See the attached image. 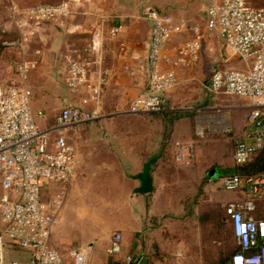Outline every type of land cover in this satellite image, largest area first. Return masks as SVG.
Listing matches in <instances>:
<instances>
[{"label":"crops","instance_id":"obj_1","mask_svg":"<svg viewBox=\"0 0 264 264\" xmlns=\"http://www.w3.org/2000/svg\"><path fill=\"white\" fill-rule=\"evenodd\" d=\"M62 1L69 5L67 15L33 25L28 40L22 46L17 45L19 35L11 19L12 8L22 10L31 5ZM205 2L0 0V83L18 84L15 64L30 61L33 67L26 85L31 91L32 110L43 112L42 116H36L39 126L52 125L55 115L65 106L96 110L100 114L97 120L63 131L77 151L74 177L67 186L51 236L52 245L66 255L64 264H74L69 252L79 248L87 250V264H201V235L194 227L186 225L193 223L190 219L193 215H185V205L179 201L185 196L184 189L179 188V179L176 192L171 193L172 170L168 166L169 162L179 164L174 160L177 144H188L192 139V121L182 112L184 108L178 106L182 95L186 94L190 68H178L176 85L164 94L163 112L179 115L169 135L165 133L162 114H134L129 111V104L146 86L151 26L142 17L143 10L155 8L170 14L175 21L184 18L193 22ZM113 27L118 29L115 34L111 31ZM186 37V33L174 35L168 45L170 50ZM68 55L87 64L89 83L100 87L96 102L90 100L87 86L76 89L68 86ZM237 60L235 68H241L242 63ZM245 98L249 102L228 107L229 128L238 138L246 127L249 111L256 104L255 100ZM180 110L182 114L177 113ZM121 127H127L129 133H122ZM138 128L140 131L145 128V132L137 133ZM225 161L222 168L235 165L233 149ZM212 169L214 172L209 175ZM222 172L213 167L205 176L201 170L197 174L199 188L207 191L209 201L222 198L225 205L245 198L244 186L237 191H227L220 186ZM87 180H90L91 190H113L115 196L110 205L119 208L107 224L106 233L98 238L96 222L90 235V222L86 218V207L91 203L82 192ZM217 185L222 188L220 194L215 191ZM53 192L54 188H45L43 197L48 198ZM261 214L264 215V210L256 204L253 215L258 218ZM111 230L122 234L120 255L109 253ZM126 255L132 257L130 262L124 259ZM186 256H191L188 262ZM30 257V252L17 244L7 245V261H27Z\"/></svg>","mask_w":264,"mask_h":264},{"label":"built area","instance_id":"obj_2","mask_svg":"<svg viewBox=\"0 0 264 264\" xmlns=\"http://www.w3.org/2000/svg\"><path fill=\"white\" fill-rule=\"evenodd\" d=\"M192 1V0H187ZM205 27L214 32L223 46L242 63L241 68L216 67L212 70L207 89L216 95H237L256 101L247 115L246 127L235 141V165L246 163L264 142V6L252 7L247 0H206ZM67 2L37 4L22 10L12 8L11 19L18 32L16 43L22 46L33 33L32 26L65 16ZM142 17L151 26L147 53L146 86L129 104L134 114L159 113L165 110V92L177 83V69L197 62L204 33L196 24L157 10L146 8ZM115 34L118 29L112 28ZM187 34L172 50L168 47L174 35ZM66 82L71 89L82 85L96 102L100 87L89 83L87 64L66 56ZM227 61L230 58L226 59ZM33 64H15L19 83H0V264H64V254L51 243L53 228L63 206L67 186L76 168L75 147L66 139L64 129L97 120L96 110L62 107L54 123L41 127L36 116L42 111L32 110L31 91L26 85ZM195 159L190 144H177L175 162L189 165ZM220 186L227 191L245 187L246 196L224 205V213L231 226L238 249L229 264H264V218L253 212L256 200L264 198V173L242 176L224 174ZM54 188L44 198L45 188ZM10 243L28 250L27 261H7L6 248ZM109 253H122V234L110 236ZM85 248L72 249L69 255L74 264H87ZM124 259L132 260L130 255Z\"/></svg>","mask_w":264,"mask_h":264},{"label":"rangeland","instance_id":"obj_3","mask_svg":"<svg viewBox=\"0 0 264 264\" xmlns=\"http://www.w3.org/2000/svg\"><path fill=\"white\" fill-rule=\"evenodd\" d=\"M63 2V1H62ZM252 7L264 6V0H247ZM203 12V13H202ZM195 20L189 21L198 24L204 33L202 47L196 63L185 66L190 68V76L187 81L186 94L179 101L178 106L183 107V113L188 114L192 121V139L188 144H192L196 153L194 161L190 165H179L169 162L172 175V192H176L178 179L181 182L179 187L184 189L185 196L180 199V203L185 205V215L191 216L193 223H186L195 228L201 235V264H229L230 257L236 249V242L233 239L231 226L224 213V199L209 201V196L204 188H199L198 172L207 175L210 168H217L227 174V169L222 168L230 155V150L234 149L235 141L238 139L229 128L228 107L240 105L248 101L245 97L237 95L214 96L207 89V82L211 72L216 67H237L238 60L231 54V51L222 45L214 32L205 27V10H198L194 15ZM230 58L228 62H225ZM185 90H182L183 92ZM182 94V93H181ZM249 102V101H248ZM177 113H181L177 112ZM182 114V113H181ZM139 127V126H138ZM127 127H121L122 133H129ZM145 128L137 133H144ZM186 143V142H185ZM205 179V177H203ZM90 180H87L83 196L88 200L90 206L86 207V218L90 222V235L94 232L91 228L96 222V237L106 233V226L115 217L119 208L110 205L115 196L113 190L89 189ZM96 187V184L93 185ZM215 191L220 194L222 188L215 187ZM101 205H93L96 203ZM103 203H105L103 205ZM259 208L264 210V198L256 202ZM187 226L185 229H188ZM115 230H111L109 235ZM64 258L66 255L64 254ZM191 256H186V262Z\"/></svg>","mask_w":264,"mask_h":264},{"label":"trees","instance_id":"obj_4","mask_svg":"<svg viewBox=\"0 0 264 264\" xmlns=\"http://www.w3.org/2000/svg\"><path fill=\"white\" fill-rule=\"evenodd\" d=\"M164 116L165 119V133L167 135L170 134L172 129V124L174 120H176L179 115L174 114L172 112H159ZM227 174H234L238 173L242 176H251V175H258L264 173V142L260 149H258L251 158L241 165H236L230 169H227ZM259 200H256V202ZM258 218H264V215L261 214ZM238 249V246H236L235 251ZM234 251V252H235Z\"/></svg>","mask_w":264,"mask_h":264},{"label":"water","instance_id":"obj_5","mask_svg":"<svg viewBox=\"0 0 264 264\" xmlns=\"http://www.w3.org/2000/svg\"><path fill=\"white\" fill-rule=\"evenodd\" d=\"M213 172H214V170L212 169V170L209 172V175H211Z\"/></svg>","mask_w":264,"mask_h":264}]
</instances>
